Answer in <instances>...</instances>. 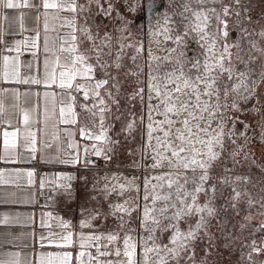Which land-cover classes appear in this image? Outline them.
<instances>
[{"label": "snow or ice", "instance_id": "1", "mask_svg": "<svg viewBox=\"0 0 264 264\" xmlns=\"http://www.w3.org/2000/svg\"><path fill=\"white\" fill-rule=\"evenodd\" d=\"M93 5L95 15L117 21L112 30L105 25L101 34L97 25L93 32L89 24ZM145 7L154 18L138 23L136 16ZM0 9H31L34 20L43 18L42 45L39 27L32 30L35 35L30 39L16 41L11 47L4 39L6 30L0 28V45L5 51L16 52L0 58V84L45 89L44 129L34 131L33 125L40 121L34 118L32 97H41V93L0 87V163L39 160L88 169L96 166L90 157L111 160L109 153L119 141L109 135L114 123L107 121L124 118L120 74L126 68V50L130 48L135 51L130 59L136 67L124 75L134 77L137 84L127 99L138 100L144 109L140 123L146 128V147H142L141 156L147 161L131 165L146 169L140 176L116 173L104 177L105 193L118 191L123 196L135 191V196L111 205L109 213L87 210L79 230L59 215L42 213L40 227L47 232L39 237L34 230L28 233L32 245H17L15 241L21 237L16 236L0 241V264H208L215 247L211 221L218 212L217 182L231 188L229 202L236 215H240V203L247 206L243 216L247 223L239 225L241 233L251 226L255 215L264 217V195L254 198L240 187L251 184L257 173L251 169L243 175L234 173L241 159L254 156L247 147L248 125L237 132V122L243 121L236 113L246 111L257 89L264 87V47L255 38L249 39L264 41V25L253 32L243 26L245 21L259 23L245 15L249 9L243 0H0ZM232 16L239 22L236 38L231 37L229 27ZM0 19L18 23L21 32L28 30L23 13L9 17L0 12ZM133 29L150 37L147 47L142 40L133 42ZM41 47L42 64H28V72L22 73V49L31 51L39 61ZM142 56L143 66L136 63ZM135 127L133 117L120 131L130 134ZM38 132L49 138L39 137ZM77 133L93 142L84 146L83 155L74 139ZM241 139L242 144L238 143ZM251 163L258 169V183L264 184V162L253 158ZM220 166L225 174L213 176ZM8 175L16 178L18 187H24L19 181L28 186L36 182L35 168H14ZM4 176L0 170V183L7 182ZM74 179L71 174L56 172L50 178L42 177L39 187L70 199ZM260 192L264 193V188ZM24 202L31 203V195ZM133 212L137 213L136 227H132ZM108 216L115 218L116 227L101 231L99 218L106 221ZM32 219L28 215L25 222ZM10 223H21V219L17 216L10 221L5 216L0 220V224ZM257 233H264V220L252 227L250 243H242L248 251L240 252V260L248 264H257L256 257L264 255V236L258 241ZM226 239L225 248L235 251V240L240 238L229 234ZM204 241V255L198 259L197 245ZM36 243L48 250L35 255ZM5 245L21 250H6ZM25 246L32 251L22 256ZM258 264H264V259Z\"/></svg>", "mask_w": 264, "mask_h": 264}, {"label": "crops", "instance_id": "2", "mask_svg": "<svg viewBox=\"0 0 264 264\" xmlns=\"http://www.w3.org/2000/svg\"><path fill=\"white\" fill-rule=\"evenodd\" d=\"M36 2V0H34ZM93 5V16L91 20H89V24L92 27L93 17L95 14ZM96 9V8H95ZM0 12H3L4 15L9 17H14L23 13L25 16V27L28 29L27 31L21 32L19 29L18 23L12 22L10 20H2L0 19V28L6 30L7 34L4 36V39L8 41V46L11 47L15 44L16 41L30 39L35 35V32L32 31L39 27L41 40L40 43H43V18L39 22L34 20L32 17L34 16V11L31 9H0ZM83 23V21H81ZM117 24V21L115 22ZM93 28V27H92ZM66 31V30H65ZM23 54L20 56V61L22 64V73H27L28 69L26 65L36 63H41L44 59V54L41 50L39 52V61L36 60L31 54L29 50H23ZM15 56L16 52H8L4 50V46L0 45V58L3 56ZM3 61L0 59V70H2ZM19 87L21 91L31 90L33 92L39 91L41 93V97H32V107L36 109L34 113V118L39 120V124L33 125V130L44 129V108L45 102L43 99V92L45 89L43 87L31 86V85H2L0 87ZM57 93L60 92V89H54ZM78 98H81L78 96ZM49 109L51 108V104H48ZM17 118L22 123V117L17 115ZM108 123H114V127L117 125V121L109 120ZM6 127V126H5ZM61 127H64L61 125ZM3 128H0L2 131ZM51 131V128L48 129ZM114 139L119 141V133L113 130L109 133ZM38 136L43 139H48L43 135V132H38ZM74 139L78 142L80 147V154L83 155L84 146H90L93 142L82 139L79 134L74 137ZM125 142H129L128 137L125 139ZM66 147V145H65ZM68 152L75 154L73 149H66ZM50 151V150H48ZM40 152L37 153V156H40ZM112 157L111 160L105 161L101 158H97L95 156L90 157L95 161V169L94 172H87L82 170V166H63L56 164L44 163L42 161L37 160V164L39 169L36 170L35 177V185L28 186L26 181H19L20 184H23L24 187H18L17 181L15 177H11L8 175V172L12 171L14 168H23V169H32L29 165L30 163H20V164H5L0 163V170L5 172L4 180L6 183H0V220H3L5 216L9 218L10 221H14L17 216L20 217L21 223H10V224H0V241L4 239H11L12 236L21 237V239L16 240L15 243L17 245H32L33 241L28 233L35 231L37 237L41 232H47V229H43L40 227L42 213L52 212L54 215H59L63 219L70 221L74 228L79 230V223L81 219H84L88 215L87 210L91 209H99L100 213H109L111 211V201L101 200L98 197L92 195L91 186H88L87 183L92 180L94 175L100 176V173H104L107 171H128L133 170L131 165L134 161V151L129 146L124 144L122 139V143H118L115 145L114 151L109 153ZM62 172L65 174H71L75 177L73 181H71V190L72 197L69 199L65 195H59L56 193H52L47 187L45 189H40L39 183L42 177L50 178L53 173ZM87 177V179H84ZM47 182V181H46ZM31 195V203H25L29 196ZM51 197V198H50ZM20 201V202H17ZM106 202V203H105ZM109 204V210L104 209ZM31 215L33 217L32 222H25V218ZM109 220V222H108ZM115 221V218L112 216H108L105 221L102 217L99 218V223L101 224V231L104 228H110L113 224L111 221ZM116 227V221H115ZM81 231L87 233L89 229H82ZM10 234V235H9ZM36 252L35 255H39L40 252L46 251L48 249H40L39 244L35 245ZM6 250H14L20 251L21 249L18 247H13L10 245H5ZM71 250V249H70ZM32 251L31 247L25 246L22 251V256L26 253ZM75 255V252H74Z\"/></svg>", "mask_w": 264, "mask_h": 264}, {"label": "rangeland", "instance_id": "3", "mask_svg": "<svg viewBox=\"0 0 264 264\" xmlns=\"http://www.w3.org/2000/svg\"><path fill=\"white\" fill-rule=\"evenodd\" d=\"M244 6L249 9V12L245 15H251L255 20H258L259 23H251L249 24L247 21L244 23V27H247L249 29V32H253L255 29L256 31H259L261 25H264V0H243ZM95 6V5H94ZM95 13L97 9H95ZM146 7L142 8L140 12L136 16V20L138 23L141 22H147L148 19H146ZM115 15V13L113 14ZM153 14H151L150 19H153ZM92 22V30L95 33L97 30V25H99V30L101 34L105 31V25L108 26L107 30H112V28L116 25V21L112 19H106L103 14L95 15L93 17ZM230 32L231 37L236 38L239 33V22L236 20L235 16H232L230 18ZM135 35L133 36V42L135 40H142L145 43V46H148V41L150 39L149 36L142 34L140 32H137L135 29H133ZM255 38L261 47H264V41H260L259 37H249V39ZM245 48H247V40L244 44ZM154 47V46H153ZM196 45H193V48H195ZM115 51V49H114ZM236 50L233 49V52ZM127 55L125 56V64L126 68L121 71L120 74V80L122 82V96H121V105L122 112L124 114V118L121 121H117V125L114 127V131L116 130L119 133V143H122V139L124 141V144L129 146L134 151V161L137 164H145L147 161L145 158H142L141 156V149L142 147H146V128L144 124L140 123V117L144 112V109L142 105L137 101H129L127 97L130 95V93L134 90L136 87V80L134 77L125 76L124 72L127 71V69L131 68L134 69L136 67L135 64L131 61L130 57L131 55L135 54L134 49H127L126 50ZM159 55H163V52L158 53ZM146 55V53H145ZM235 62V61H234ZM260 61L258 60L257 63ZM137 64L143 66L145 61L143 56L138 58ZM242 67V66H240ZM141 79H145L144 76H141ZM260 105H264V87H261L257 89V95L248 102V105H246V111L242 113H236V116L239 118L240 121H243V123L237 122L236 129L237 132L244 130V125L247 124V135L250 137V141L247 147L251 148L252 153L254 156H250L247 161L241 159V163L238 165H235L234 173L236 175H243L248 173L249 169L253 173H257L256 176H253V181L251 184L247 186L241 185V188H245L247 191L250 192V194L254 198H258L259 195H264V193L260 192L261 188H264V184L258 183L259 173L258 169L254 167L251 163V160L253 158L256 159L257 163L264 162V140L261 139V125L264 124V107H260ZM257 107L258 111H253L252 108ZM113 111H115V107H113ZM135 117L136 119V127L133 132L130 134L127 132H121L120 129L123 127V125L128 121V119H131ZM113 121V120H112ZM128 137L129 142H125V139ZM238 143H243V140H239ZM145 157L147 156V153L144 154ZM230 163V162H229ZM146 171V169L143 168H136L133 170L128 171H107L104 173H100V176H94L91 181L87 183L88 186H92V195L98 197V199L111 201L112 205L116 203H123L126 199H129V197H133L136 195L135 191L132 192H126L123 196L118 194L117 192H110L105 193L102 191L105 183L107 181L104 179L106 175L111 176L112 174H122V175H128V174H135L137 176H140L143 174V172ZM223 172V166L218 167L214 172L213 176L217 175H224ZM232 175V174H229ZM255 184V186H253ZM95 186V187H94ZM231 194V188L225 185H221L217 182V193H216V200H215V206L218 209L217 212V218L213 219L211 221L212 228L211 231L215 236V247L212 249V254L208 258V264H248V262L241 261L240 260V252L244 251L247 252V248L242 247L243 244L250 243L251 239L253 238L250 233L252 230V227H255L261 220H264V217H261L259 215H255V218L252 220V224L249 228H246L243 233L240 231L239 225L241 223H247L243 220V216L247 214V206L244 203H240L238 205V208L240 209V215H236L235 211L231 208L229 197ZM203 200V197H201ZM106 203V202H105ZM107 207L104 209L109 210V204H106ZM225 205H228L227 208H225ZM255 214V209L252 210ZM137 215L136 212H133V220H132V227L137 226V222L135 220V216ZM125 219H128L125 217ZM219 221V223H218ZM109 222V220H108ZM113 224L110 229L115 228V221H111ZM223 224V227L220 225ZM229 234L231 238L239 237L240 239L235 240L234 248L235 251L230 252L227 248H225V244L228 243V240L226 237H229ZM261 236H264V233H257L255 235V239L259 241ZM207 241L199 242L197 245V254L198 259L200 257H203L204 255V248L206 246ZM264 259V255H261L259 257H256L257 264L259 260ZM181 264H184L182 261Z\"/></svg>", "mask_w": 264, "mask_h": 264}, {"label": "built area", "instance_id": "4", "mask_svg": "<svg viewBox=\"0 0 264 264\" xmlns=\"http://www.w3.org/2000/svg\"><path fill=\"white\" fill-rule=\"evenodd\" d=\"M31 168H35V170H38L39 169V166H38V164H37V162L36 161H34V162H31L30 163V165H29ZM82 170L83 171H87V172H94V171H96V169L94 168V167H89L88 169H84L83 167H82ZM98 175V174H97ZM97 175H94V176H97ZM93 176V177H94ZM90 189H92V186H91V188ZM93 190V189H92Z\"/></svg>", "mask_w": 264, "mask_h": 264}, {"label": "water", "instance_id": "5", "mask_svg": "<svg viewBox=\"0 0 264 264\" xmlns=\"http://www.w3.org/2000/svg\"><path fill=\"white\" fill-rule=\"evenodd\" d=\"M151 14H152V13H150V12H148V11L146 10V14H145V15H146V19H150Z\"/></svg>", "mask_w": 264, "mask_h": 264}]
</instances>
